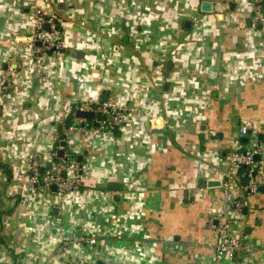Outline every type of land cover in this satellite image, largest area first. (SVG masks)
<instances>
[{"label":"crops","instance_id":"crops-1","mask_svg":"<svg viewBox=\"0 0 264 264\" xmlns=\"http://www.w3.org/2000/svg\"><path fill=\"white\" fill-rule=\"evenodd\" d=\"M38 9L62 49L41 51ZM104 98L127 120L102 130L84 118L68 135L80 188L34 190L32 165L51 166L56 133L78 122L70 106ZM255 138L264 156L254 0H0V264H264V192L243 210L227 201L228 154ZM211 219L250 251L218 256Z\"/></svg>","mask_w":264,"mask_h":264},{"label":"built area","instance_id":"built-area-1","mask_svg":"<svg viewBox=\"0 0 264 264\" xmlns=\"http://www.w3.org/2000/svg\"><path fill=\"white\" fill-rule=\"evenodd\" d=\"M254 1L259 11L260 20L264 22V0ZM36 15L38 28L36 39L39 41L40 48H42L41 51L50 52L62 49L63 42L61 39L51 38L45 34L47 26L52 30L57 29L55 17L44 15L40 9L36 11ZM70 109L71 112L66 115L65 119H73V121L75 119L78 122H71L68 126L65 125L61 133H56L58 148L54 156H59L61 160L59 162L53 161L51 170L46 171L42 177L40 176L41 165L38 162H34L27 174L30 185L40 193L63 195L67 191L78 190L82 185V167L78 162H75V159L70 158V152L65 149L64 142H62L64 140L67 143L68 135L75 130L86 132L89 128L86 124L81 123L84 118L76 116L78 111L93 112L94 117L91 118L90 127L102 130H115L124 125L127 120L126 108L118 107L111 100L102 102L85 101L70 106ZM239 133L243 137L251 136L249 128L245 125L239 127ZM62 135H65V138H62ZM60 149L65 150L63 156L58 155ZM228 161L231 165L238 167V172L234 174L237 184L229 187L227 191V201L231 207L243 210L247 206L249 195L264 192V156L261 141L255 138L251 146L231 150L228 154ZM71 173L73 177L69 176ZM262 175L263 178H260ZM246 178H248L247 182H245ZM54 186H56V190L53 189ZM210 224L218 232V240L215 246L218 256L229 254L235 257L250 251V247L228 231L224 221L219 220L216 223L215 219H211ZM85 242L94 244L96 239L90 237L85 239ZM74 263L88 264L83 260H76Z\"/></svg>","mask_w":264,"mask_h":264},{"label":"water","instance_id":"water-1","mask_svg":"<svg viewBox=\"0 0 264 264\" xmlns=\"http://www.w3.org/2000/svg\"><path fill=\"white\" fill-rule=\"evenodd\" d=\"M212 6H213V3L211 1H204L202 3V9L204 11H212ZM170 69H171V63L169 62L168 65H167V69H166V76H168ZM104 101H106V98H104ZM77 116L78 117H83V118H93L94 117V113L80 110V111L77 112ZM63 146L66 149L67 148V143L64 142ZM64 154H65V150L64 149L58 150V155L63 156ZM70 158L74 160L76 158V155L72 153L70 155ZM245 181L247 182L248 178H246ZM115 184L116 183H111V185H109V189L116 190L117 186H115ZM53 189L56 190V186H54ZM96 264H102V263L98 262Z\"/></svg>","mask_w":264,"mask_h":264},{"label":"trees","instance_id":"trees-1","mask_svg":"<svg viewBox=\"0 0 264 264\" xmlns=\"http://www.w3.org/2000/svg\"><path fill=\"white\" fill-rule=\"evenodd\" d=\"M71 122V121H70ZM70 122H67L65 125H69L70 124ZM62 132V130L60 131V133ZM62 138H65V135L63 136L62 135ZM62 142H65L64 140H62ZM57 148H58V144H57V146L55 147V151L57 150ZM66 150H68L69 151V148H68V146H67V148H66ZM70 152V151H69ZM70 155H71V153H70ZM61 159H60V157L59 156H54V161H56V162H59ZM51 168H52V166H48V167H41L40 168V176L42 177L44 174H45V172L46 171H48V170H51ZM42 169V170H41ZM243 169V168H242ZM64 174H65V172H64Z\"/></svg>","mask_w":264,"mask_h":264}]
</instances>
